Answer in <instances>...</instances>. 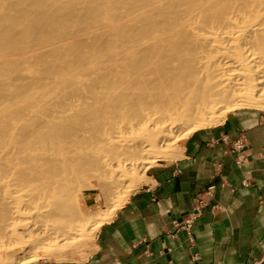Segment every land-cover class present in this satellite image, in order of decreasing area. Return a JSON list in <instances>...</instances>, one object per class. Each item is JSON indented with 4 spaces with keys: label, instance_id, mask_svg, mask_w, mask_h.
Segmentation results:
<instances>
[{
    "label": "bare ground",
    "instance_id": "1",
    "mask_svg": "<svg viewBox=\"0 0 264 264\" xmlns=\"http://www.w3.org/2000/svg\"><path fill=\"white\" fill-rule=\"evenodd\" d=\"M263 99L264 0H0L1 259L108 220L83 178L117 206L123 168Z\"/></svg>",
    "mask_w": 264,
    "mask_h": 264
},
{
    "label": "crops",
    "instance_id": "2",
    "mask_svg": "<svg viewBox=\"0 0 264 264\" xmlns=\"http://www.w3.org/2000/svg\"><path fill=\"white\" fill-rule=\"evenodd\" d=\"M145 180L79 264H264V107L195 131Z\"/></svg>",
    "mask_w": 264,
    "mask_h": 264
},
{
    "label": "rangeland",
    "instance_id": "3",
    "mask_svg": "<svg viewBox=\"0 0 264 264\" xmlns=\"http://www.w3.org/2000/svg\"><path fill=\"white\" fill-rule=\"evenodd\" d=\"M235 107H233L234 109L229 108L228 109L229 111L226 110L224 113H220V115H218V118H216L214 121H212L208 124H205L203 126H199L197 128L189 129L188 131L184 130V132H185L184 134L183 133L181 134V132H182L181 131L180 132L181 136L180 137L178 136L177 139L175 141H172L173 143L171 142L170 146L165 149L164 157H163V155L160 156L159 158L155 159V161L151 162L149 165H146L145 167H140V168L133 169V170L130 169L132 171H130L129 169H126V172H124L125 168H123V170H121V173H123V175H124L122 177L123 178L122 180L124 182L126 181L125 183L127 185V188L123 189V193L121 194L122 201L117 206H116L117 196L120 197V194L119 195L115 194V196H116L115 199L113 198L114 195H112V197L106 196L107 197L106 198L105 195H103L100 192L98 183L95 180H93L92 178L87 179V177H86V179L83 178L82 181L84 182V180H85L84 183L86 184V186H88V188H85L86 187L85 186V187H83V189L82 188L79 189L78 194H81L80 199H82V201L85 204V209H84L85 212L84 213L85 214L89 213L90 215L93 213L92 216H94V218H95L97 216H100V214H103V211L105 213L106 209L109 210L111 208L113 209V207H114V209L112 210V212L110 214V215H112L113 212L126 201L127 197L134 190H136L138 187H140L142 184H144V182L146 181L145 179H146V176L148 175V173H150L151 171H153L154 169H156L158 166H160L162 164L171 163V162L176 161L177 159H179L181 157L182 145H183L184 141L192 133H194L195 131H198V130L208 129V128H211L214 126L221 125V124L225 123L227 121V119H229L230 117H232V115H234L236 113L262 110L264 107V99L262 101H259L258 104L253 103V104H249V105H243V107H242V105H240L239 107L238 106H235ZM87 181H89V182H87ZM91 181H92V183H91ZM93 183L97 184L98 187L97 186L92 187L90 185H87V184L94 185ZM103 199H106V201ZM105 202H106V204H105ZM110 215H109V217H110ZM74 221H75L74 219L65 218V219H60L57 223H53V225L54 226H56V225L57 226H61V225L66 226L70 223L69 225L71 227H77L78 228L79 223L77 221H75V222ZM66 223H68V224H66ZM91 223H92V225H91ZM89 225H91V226H89ZM93 225L96 226V224L94 222L86 223V225L83 228V231H80L78 233H74L75 237L72 238L71 240L67 241V242H64V245H60L62 243H57L58 245L62 246V247H59V249H56L58 247V245H54L55 246L54 248L56 251H54V248L51 249L52 251L50 249L49 250H47V249L42 250V249L38 248V249H35L34 251L30 252L29 254H26L27 256L26 255H23V256L22 255H16L15 257L18 256L17 258L9 257V260H7L8 257L7 258L2 257L3 259H1V257H0V260H1L0 264H60V263L79 264V263L86 260V258L88 256V252L90 251L91 245L93 243V238H94L95 232L97 231V228L99 227L98 226L96 228L94 226L96 228V229H94ZM86 226H87V228H85ZM90 227L91 228L93 227L94 230L90 229ZM19 228L20 227L17 228L19 230L18 233L20 232ZM88 229L91 230L90 231L91 233H89ZM86 231L89 234L88 236L86 235L87 234ZM21 235H20L21 238L24 237L23 238L24 240L20 239L22 241L32 242L31 241L32 239H33V242L36 241L35 236H34L35 238L34 237L31 238V236L28 237L25 234L24 235L21 234ZM35 243H37V242H35ZM14 249H15V247H13V250ZM21 256L24 258H22ZM13 259H16V260H13ZM2 261H4V262L2 263ZM10 261H11V263H10Z\"/></svg>",
    "mask_w": 264,
    "mask_h": 264
},
{
    "label": "built area",
    "instance_id": "4",
    "mask_svg": "<svg viewBox=\"0 0 264 264\" xmlns=\"http://www.w3.org/2000/svg\"><path fill=\"white\" fill-rule=\"evenodd\" d=\"M236 147L240 148L241 145H237V144H236ZM200 205H201V202H200ZM186 225H187L188 228L190 227V223H187Z\"/></svg>",
    "mask_w": 264,
    "mask_h": 264
}]
</instances>
